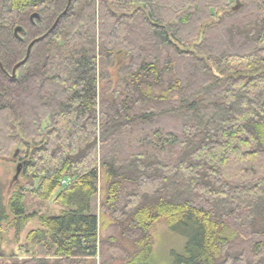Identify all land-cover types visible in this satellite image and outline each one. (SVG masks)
Returning a JSON list of instances; mask_svg holds the SVG:
<instances>
[{
  "label": "trees",
  "instance_id": "obj_1",
  "mask_svg": "<svg viewBox=\"0 0 264 264\" xmlns=\"http://www.w3.org/2000/svg\"><path fill=\"white\" fill-rule=\"evenodd\" d=\"M238 4L0 0V159L20 155L28 180L0 195V264H108L102 169L125 264L150 258L162 218L188 238L174 264H264V0ZM32 196L60 212H29ZM10 214L18 240L39 224L8 255ZM31 245L42 253L21 256Z\"/></svg>",
  "mask_w": 264,
  "mask_h": 264
},
{
  "label": "rangeland",
  "instance_id": "obj_2",
  "mask_svg": "<svg viewBox=\"0 0 264 264\" xmlns=\"http://www.w3.org/2000/svg\"><path fill=\"white\" fill-rule=\"evenodd\" d=\"M237 0H229V5L235 6ZM123 59V58H122ZM123 61V60H122ZM123 63V62H122ZM264 70V69H263ZM111 81L113 82V87L120 86L123 89L125 84V75L120 72L119 67H113L110 69ZM106 86V82L99 83L100 91ZM123 87V88H122ZM124 90V89H123ZM21 163L20 155L16 158L11 156L7 159H0V195L3 198L4 204L7 206L8 202L13 194V192L21 185L27 183V179L23 176V169L21 172L17 173L18 165ZM99 193L92 200V212L99 215L100 227L99 233L102 239H107V244L102 246L103 253L105 256L112 257L108 264H120L127 263V253L134 251V247L129 238H123L117 235L115 241L109 240V236L115 232L112 222H114L110 213H103L101 210V205L106 198V182L104 178V169L101 170V178L99 180ZM27 210L32 212L34 210H39V213L56 214L60 212V208L56 205L53 200L47 201L43 204L41 200L37 197L32 196L27 199ZM11 215V214H10ZM13 219L11 215L8 221L3 222V247L8 255L19 251V247L27 242L26 233L37 227L39 221L37 218L32 220L23 232L20 240L16 238V229L9 225V222ZM152 241H153V252L148 260L134 262L132 264H174L176 255H188L187 253V236L173 231L167 224V222L162 218L155 223L151 229ZM37 251L38 254L42 253L40 247H35L31 245L27 252H20L23 257L30 256L33 252ZM102 253V255H103ZM101 259L104 256L98 257L96 262L89 258L83 264H102Z\"/></svg>",
  "mask_w": 264,
  "mask_h": 264
},
{
  "label": "water",
  "instance_id": "obj_3",
  "mask_svg": "<svg viewBox=\"0 0 264 264\" xmlns=\"http://www.w3.org/2000/svg\"><path fill=\"white\" fill-rule=\"evenodd\" d=\"M71 1H72V0H69V5H70ZM240 7H241V4H238V5H235L233 8H234V9H239ZM35 16H38V13H33V14H32V18H34ZM61 16H62V15H61ZM61 16L58 17V19L55 21V23H54V25L52 26V28H51L46 34H44V35H42V36H40V37H37V38H35L33 41L30 42V44H29V46H28V49H27V55H26V57H25L22 61L18 62V63L14 66V68H13V70H12V77H16L18 68H19L21 65H23L24 63L27 62V60H28V58H29V56H30V54H31V50H32V47L34 46V44H35L36 42H38V41L44 39V38H45L50 32H52V30L58 25ZM19 30H22V27H21V26H18V27L16 28V30H15L16 34L18 33ZM0 65H1V67H2L3 69H5L1 61H0ZM18 152H19V151L17 150V151H16V155L18 154ZM22 166H23L22 163H20V164L18 165V168H17V173H18V174L21 172Z\"/></svg>",
  "mask_w": 264,
  "mask_h": 264
}]
</instances>
